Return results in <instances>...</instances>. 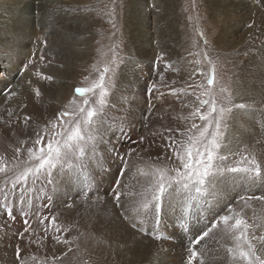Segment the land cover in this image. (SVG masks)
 Segmentation results:
<instances>
[{
    "label": "snow or ice",
    "instance_id": "6c2138e0",
    "mask_svg": "<svg viewBox=\"0 0 264 264\" xmlns=\"http://www.w3.org/2000/svg\"><path fill=\"white\" fill-rule=\"evenodd\" d=\"M112 4L116 5L117 0ZM35 7L36 14H47L50 5L46 0H36ZM57 10L66 15L78 11L72 6ZM115 14L113 7L108 15ZM199 35L204 36L202 31ZM37 40L47 49L46 39ZM203 43L207 46V39ZM43 49L39 51V61L51 63ZM5 54L0 49V55ZM164 61L165 54L160 53L152 65L159 69ZM36 63L37 52L33 51L20 61L18 76L13 79L24 77ZM141 63L131 53L118 57L114 51V58L97 70L98 77L90 87L74 89L70 110L66 106L43 126L34 124L31 115H20L27 104L10 107L25 81H8L0 87V98L6 106L0 108V130L6 129L12 137L20 125L26 130L18 146L9 145L11 155L0 154V231L8 238L18 218L23 223L22 230L12 233L16 264H37V255H24L32 246L45 249L42 264H63L66 257L80 251L79 236L69 238L71 229L62 227L59 214L44 210L51 208L53 196L62 188L66 189L65 208L86 203L101 175L111 176L112 180L105 196L98 199L102 202L110 198L116 209L115 220L133 237L162 241L179 236L186 253L183 264H215L220 259L225 264H264V211L257 213V205L264 209V131L258 133L254 123L256 101L237 102L233 98L235 91L217 97L211 91L215 83L213 68L206 76V93H184L175 87L168 90L167 94L178 99L182 94L192 98L182 105L190 109L183 118L191 121L190 127H169L163 133H150L151 139L146 135L132 139L131 106L138 93L133 92L130 83L124 84L120 65L138 68ZM171 67V63H164L165 69ZM34 75L49 82L54 79L38 69ZM204 75L200 71L193 73V77ZM157 76V81L145 83L149 111L156 108L152 99L164 81L162 70L157 71ZM0 80H7L2 70ZM26 83L33 84L32 80ZM33 90L36 98L41 97L39 88ZM204 95L208 98H202ZM259 118L264 129V111H260ZM157 135L164 152L153 154ZM121 138L130 146L124 148ZM133 169L144 178L139 190L129 186L130 178L136 174ZM35 222L41 226L42 234L33 227ZM46 241L53 245L51 256L47 255ZM106 243L113 250L124 246L119 239ZM57 245L64 246L58 255L54 247Z\"/></svg>",
    "mask_w": 264,
    "mask_h": 264
},
{
    "label": "bare ground",
    "instance_id": "6f19581e",
    "mask_svg": "<svg viewBox=\"0 0 264 264\" xmlns=\"http://www.w3.org/2000/svg\"><path fill=\"white\" fill-rule=\"evenodd\" d=\"M201 1V9L206 12L207 22L214 33L211 35V30L208 31L212 50L221 56V63L231 76L230 92L235 91L236 95L233 98L237 102L243 100L251 103L254 99L256 101L254 107L257 109L255 119H259L260 111H264V103H261L264 100V0L260 3L256 0ZM46 2L50 5L47 14H36V0H0V46L6 53L0 55V70L7 76V80H0V87L8 81L12 84H21L25 81L19 88V95L10 102V107L15 109L19 103L27 104L20 115H31L34 124L41 126L52 119L56 112L69 106L67 99L71 94V82L76 70L81 69V62L87 56L90 36L83 20L76 22L72 28L59 30V23H63L66 16L63 18L57 10L59 7L67 6L75 8L87 0ZM150 4H155L156 7L150 10ZM133 5L135 7L126 17L130 35H126L128 39L125 49L128 54L137 56L142 63L138 68L123 66L120 74L124 84L127 86L130 83L133 92L138 93L131 106L133 127L129 134L132 139H138L141 135L149 136L151 139L152 132L163 133L169 127L173 129L179 127L182 130L190 127L191 121L183 119L189 115L190 109L183 108L182 105L191 97L182 94L178 99L177 96L167 93L170 87H175L178 91L183 89L184 93H188L186 85L189 84L188 77L193 69L189 67L186 71L181 69L185 65L181 57L186 45L182 40L180 26L183 22L178 13V1L137 0ZM154 14L155 23L151 20ZM248 24H253L254 27L249 28ZM76 33L79 35H75ZM37 37L47 40V49H43ZM41 49L48 59H51V63L47 60L39 61ZM33 51L37 52L36 65L30 67L24 77L13 79V76H18L20 61L26 60ZM160 53L165 54L164 63H171V68L165 69L164 63L159 65V69L154 68L152 61L155 60L154 56ZM37 69L44 75L53 76V81L37 78L34 75ZM158 70L163 71L164 81L152 99L156 108L149 111V100L144 94L145 83L157 81ZM27 80H32V86L26 83ZM34 88L40 89L41 97H35ZM161 92L165 95L160 96ZM3 107L6 106L0 98V108ZM145 124L148 127H145ZM255 125L259 133L261 127L256 123ZM25 131L23 125H20L16 135L12 137L6 129L0 130V154L7 152L11 155L9 145L18 146L17 142L25 139ZM155 139L157 146L152 149V153H163L164 149L159 147L162 143L160 136L157 135ZM121 141L124 148L130 146L126 139L121 138ZM111 180V176L101 175L97 180L96 191L89 200L86 203H77L72 208L64 207L67 198L66 189L62 188L53 196L51 208L44 210L48 214H59L58 222L62 227L71 229L68 233L69 238L79 236L80 251L66 257L65 264H84L85 261L87 264H182L184 257L179 254L183 250L179 236L174 239V244H167L174 256L164 254L162 249H159L157 254H152L156 246H147L143 249H139L138 244L130 246L129 233L115 220L116 209L110 198L102 202L98 199L105 196ZM140 183L141 180L138 181V186ZM135 187L130 186L133 190ZM262 211L264 209L257 205V213L260 214ZM33 227L42 234L38 222H35ZM22 228L23 223L17 220L9 230L8 238H4V232L0 231L2 241L0 264H16L14 255L16 241L12 233ZM81 233L83 235H80ZM110 239H119L124 246L118 250L109 249L106 242ZM45 243L48 245L47 255H53V245L49 241ZM54 247L57 255L64 248L60 245ZM44 253L45 249L37 250L32 246L25 250L24 255L28 257L35 254L39 258L37 263L42 264ZM215 264H225V261L221 259L215 261Z\"/></svg>",
    "mask_w": 264,
    "mask_h": 264
},
{
    "label": "rangeland",
    "instance_id": "374dc122",
    "mask_svg": "<svg viewBox=\"0 0 264 264\" xmlns=\"http://www.w3.org/2000/svg\"><path fill=\"white\" fill-rule=\"evenodd\" d=\"M136 1L137 0H117V4L113 5L112 0H87V2H85L83 5L77 6L78 8L75 7L78 9V11L73 12L69 15H66L63 11H60V14L63 16V18L64 16L66 17L64 18L63 23H59V30L61 28L64 30L66 28H72L76 24V22L83 20L86 22L87 25L86 31L90 33L89 46L87 48V56L84 58V61L81 62V69L76 70L74 74V77L75 75L76 77H73L71 82V94L68 96L67 99L69 110L71 108L70 101H72L75 95L74 89L77 87H90L98 77L97 70H102L103 67L109 64V62L114 58V51L118 54V57H124L128 55V51L125 49V45L130 34L128 30L129 27L127 28L126 25V17L129 15V12L131 13L132 9L135 7L133 4ZM177 1L179 9L178 13L183 22L180 26L182 32V40L185 42L186 45L184 48V54H182L181 57L184 60L185 65L184 68L181 69H184L183 71H186L188 67L193 69L190 72V76L188 77L190 79L188 81V86L192 85V87H188L186 85L188 92H194L197 95H200V93H206L208 90L206 76L214 68L215 83L213 84L211 91L217 97L227 95L228 93H230L229 84L231 83V76L228 72H226V68L221 63V56L216 51L212 50L209 35L210 32L208 33V31L211 30V35H214V33L211 29V26L207 22L208 16L206 12L201 9L202 1ZM113 7H115L116 14L110 17L108 13L112 10ZM151 8L152 7H150V10H152ZM68 19L71 20L68 21ZM151 20H153V23H155V14L153 15V18H151ZM67 22L70 23L67 24ZM113 22L116 25L115 28L113 27ZM200 31H202L204 34L203 38L199 35ZM75 35L78 36L79 34L76 33ZM204 39H207L208 41L207 46H205L203 43ZM0 49H2L1 46ZM205 52L207 53V58L205 57ZM156 56L157 55L154 56L155 59ZM123 66L124 65L121 64L120 68ZM197 71L203 72L205 75L193 77V73ZM86 77L87 79H85ZM197 84L202 85L203 87H196ZM222 88L226 89V91L221 92ZM202 98L208 97L207 95H204ZM75 99L78 102L81 100L80 97H75ZM255 123L260 126V118L255 119ZM262 131H264V129L260 130V132ZM140 167L142 168L143 165H140ZM133 172L136 173V170L133 169ZM143 179L144 178L140 176L139 173H136L135 176L130 178L129 185L136 186L134 190H139L138 181L141 180L143 182ZM18 220L22 222L19 218ZM128 233L130 236V246L138 244L139 249H143L147 246H156L155 249L152 251V254L154 255L157 254L159 249H162L164 254H171V256L175 255L170 251L169 246L167 245L174 244V239L156 241L152 240L149 237H133L129 231ZM181 248L183 250H181L179 254L182 257H185L186 253L184 252V247L182 246ZM220 255L223 256V253L221 252ZM63 264H65V260L63 261Z\"/></svg>",
    "mask_w": 264,
    "mask_h": 264
}]
</instances>
